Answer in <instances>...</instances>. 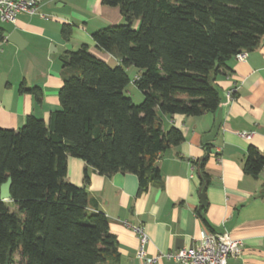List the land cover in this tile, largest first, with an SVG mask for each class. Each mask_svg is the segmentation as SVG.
<instances>
[{"label": "trees", "instance_id": "16d2710c", "mask_svg": "<svg viewBox=\"0 0 264 264\" xmlns=\"http://www.w3.org/2000/svg\"><path fill=\"white\" fill-rule=\"evenodd\" d=\"M117 6L124 23L92 33L100 50L119 60L113 66L81 44L61 57L60 109L48 123L28 116L17 130L0 128V185L10 178V198L0 199V264H119L116 238L106 216L81 186L64 180L66 160L75 157L100 175L133 173L138 193L159 178L158 155L179 145L175 127L163 131V115L215 113L221 103L214 84L226 62L264 39V0H101ZM138 21L137 28L133 21ZM64 40L71 26H61ZM142 93L134 104L124 94L125 69ZM40 101L42 92L26 87ZM206 154L197 160L202 188ZM264 154L249 145L243 172L256 177ZM94 209L91 210L90 208ZM197 215L207 226L201 212ZM19 256L18 262L15 255Z\"/></svg>", "mask_w": 264, "mask_h": 264}, {"label": "crops", "instance_id": "0c3cea01", "mask_svg": "<svg viewBox=\"0 0 264 264\" xmlns=\"http://www.w3.org/2000/svg\"><path fill=\"white\" fill-rule=\"evenodd\" d=\"M37 12L43 17L21 13L14 23H0V128L17 130L28 116L48 123L51 112L60 109L61 57L66 52L86 44L94 57L110 66L111 61L119 63L98 49L91 36L98 29L124 23L117 6L103 5L101 0H43ZM64 24L71 26L68 40L61 34ZM245 52L243 61L230 58L225 71L215 77L222 120L211 141L203 137L212 130L218 110L199 116L157 112L162 130L177 128L183 141L158 155L159 178L141 193L133 173L107 177L81 159L67 158L64 180L81 186L87 172L86 190L116 238L119 264H140L138 236L132 226L147 235V256L193 247L204 230L227 231L244 244L242 253L229 258L228 264H264V167L256 177L243 172L249 145L264 154V39ZM21 82L38 87L40 101L18 91ZM243 131L252 133L245 138L240 135ZM206 143L210 150L204 171L209 181L202 188L194 162L206 154ZM202 189L204 205L199 197ZM201 206H205L201 215L207 226L196 212ZM154 264L180 263L161 259Z\"/></svg>", "mask_w": 264, "mask_h": 264}, {"label": "built area", "instance_id": "2783aa9c", "mask_svg": "<svg viewBox=\"0 0 264 264\" xmlns=\"http://www.w3.org/2000/svg\"><path fill=\"white\" fill-rule=\"evenodd\" d=\"M36 0H0V23H14L21 13L34 15L37 12ZM43 17L42 14H39ZM247 56L245 51L237 53L234 57L243 61ZM234 90L227 92L231 94ZM252 132H240L242 137L248 138ZM138 236L136 258L140 264H154L161 259L171 260L180 264H228L229 258H235L242 253L244 247L240 239L233 238L229 232L213 233L204 230L200 233L197 245L179 248L174 251L160 252L147 256L145 245L147 235L139 226H132Z\"/></svg>", "mask_w": 264, "mask_h": 264}, {"label": "water", "instance_id": "95a60500", "mask_svg": "<svg viewBox=\"0 0 264 264\" xmlns=\"http://www.w3.org/2000/svg\"><path fill=\"white\" fill-rule=\"evenodd\" d=\"M42 1L43 0H36L37 3H40ZM66 47L70 48L69 45H67ZM221 120H222L221 110L218 109L214 126L212 130L203 137V141L209 142L217 135V132L221 124ZM10 183H11V180L10 178H8L6 182L0 185V199L1 200H8L10 198V194H9ZM199 197H200L201 203L204 205L205 201H204V190L203 189L200 191Z\"/></svg>", "mask_w": 264, "mask_h": 264}, {"label": "rangeland", "instance_id": "374dc122", "mask_svg": "<svg viewBox=\"0 0 264 264\" xmlns=\"http://www.w3.org/2000/svg\"><path fill=\"white\" fill-rule=\"evenodd\" d=\"M135 23H136V20L133 21V27L134 28H137V27L134 26ZM115 25H118V24H115ZM111 26H114V25H111ZM90 55H92V54H90ZM97 59H99V58H97ZM111 62H112L111 63V66H113L114 65V62L113 61H111ZM125 72H126L128 78H129V84L125 88L124 94L125 95H130V97H131V99H132V101H133L134 104H139L142 101V93L136 88V86L133 83V80L140 73V71H139V69H137L134 66H129V67H127L125 69ZM128 91H129L130 94L128 93ZM15 258H16V261L18 262L19 256H17V254L15 255Z\"/></svg>", "mask_w": 264, "mask_h": 264}]
</instances>
